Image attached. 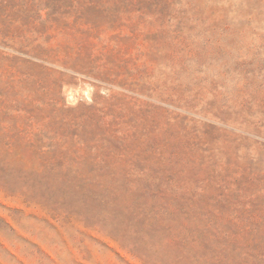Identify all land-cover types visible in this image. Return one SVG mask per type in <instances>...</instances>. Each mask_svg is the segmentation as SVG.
I'll use <instances>...</instances> for the list:
<instances>
[{
  "label": "rangeland",
  "instance_id": "374dc122",
  "mask_svg": "<svg viewBox=\"0 0 264 264\" xmlns=\"http://www.w3.org/2000/svg\"><path fill=\"white\" fill-rule=\"evenodd\" d=\"M0 264H264V0H0Z\"/></svg>",
  "mask_w": 264,
  "mask_h": 264
}]
</instances>
